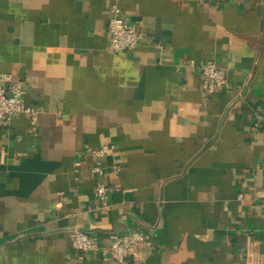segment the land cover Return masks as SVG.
I'll list each match as a JSON object with an SVG mask.
<instances>
[{"label":"crops","instance_id":"obj_1","mask_svg":"<svg viewBox=\"0 0 264 264\" xmlns=\"http://www.w3.org/2000/svg\"><path fill=\"white\" fill-rule=\"evenodd\" d=\"M111 2L0 0V82L39 108L36 129L0 121V264H122L75 229L150 231L132 264H264V0H120L146 34L120 51ZM206 60L229 87L202 89ZM106 141L105 208L87 152Z\"/></svg>","mask_w":264,"mask_h":264},{"label":"built area","instance_id":"obj_2","mask_svg":"<svg viewBox=\"0 0 264 264\" xmlns=\"http://www.w3.org/2000/svg\"><path fill=\"white\" fill-rule=\"evenodd\" d=\"M108 28L110 31V48L114 51L135 48L146 37L143 30L131 23L122 12L120 0H112ZM202 72L201 87L206 93L231 85L227 78L224 65L215 60H206L199 65ZM8 85L0 82V121L9 122L18 114H26L33 129L38 125L39 108L26 101L25 87L20 79H14L11 74H5ZM117 144L106 141L90 148L87 152L91 159V172L97 178L96 195L101 207L110 205V185L104 179V168L108 160H113ZM80 164V160H77ZM113 166L120 169L118 163L113 161ZM150 231L132 229L127 233L114 234L107 246H101L98 239L88 232L75 229L71 234L73 245L81 252L97 251L102 249L105 254L116 259L122 264H132L143 257V249H152L154 242ZM264 243V238L262 239ZM2 244L0 240V253Z\"/></svg>","mask_w":264,"mask_h":264}]
</instances>
